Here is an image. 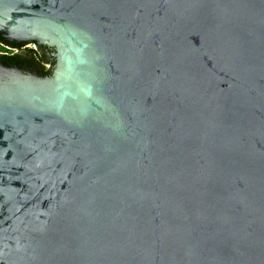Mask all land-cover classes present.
<instances>
[{
  "label": "water",
  "instance_id": "water-1",
  "mask_svg": "<svg viewBox=\"0 0 264 264\" xmlns=\"http://www.w3.org/2000/svg\"><path fill=\"white\" fill-rule=\"evenodd\" d=\"M56 47L0 68V264H264V0H0Z\"/></svg>",
  "mask_w": 264,
  "mask_h": 264
},
{
  "label": "flooded vegetation",
  "instance_id": "flooded-vegetation-1",
  "mask_svg": "<svg viewBox=\"0 0 264 264\" xmlns=\"http://www.w3.org/2000/svg\"><path fill=\"white\" fill-rule=\"evenodd\" d=\"M56 47L41 41H15L0 33V68L53 77L58 64Z\"/></svg>",
  "mask_w": 264,
  "mask_h": 264
}]
</instances>
